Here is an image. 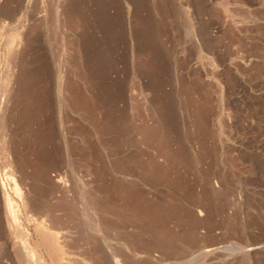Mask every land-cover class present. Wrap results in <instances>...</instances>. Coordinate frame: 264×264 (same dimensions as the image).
<instances>
[{
    "label": "rangeland",
    "instance_id": "rangeland-1",
    "mask_svg": "<svg viewBox=\"0 0 264 264\" xmlns=\"http://www.w3.org/2000/svg\"><path fill=\"white\" fill-rule=\"evenodd\" d=\"M37 252L264 264V0H0V264Z\"/></svg>",
    "mask_w": 264,
    "mask_h": 264
},
{
    "label": "bare ground",
    "instance_id": "bare-ground-1",
    "mask_svg": "<svg viewBox=\"0 0 264 264\" xmlns=\"http://www.w3.org/2000/svg\"><path fill=\"white\" fill-rule=\"evenodd\" d=\"M11 180H12V179H11ZM13 182H14V180H13ZM14 189H15V188H14ZM6 197H7V196H6ZM7 207H8V211H9V217L12 218L11 221L13 220L12 222H13V223H16L17 220H18V215H19V213H18V210H15V208H14V206H13V201L11 202V200H8V199H7ZM35 220H36V219H35ZM33 223H34V222H33ZM38 223H39V222H38ZM38 223H37V224H38ZM16 224H17V223H16ZM16 224H15V225H16ZM39 224H40V223H39ZM39 224H38V225H39ZM41 224H42V223H41ZM37 228H38V227H37ZM40 228H41V227H40ZM38 230H39V228H38ZM40 231H42V230H40ZM42 232H44V227H43V231H42ZM38 233H39V232H38ZM46 233H47V232H46ZM48 233H49V232H48ZM48 233H47V234H48ZM27 234H28V233H27ZM39 235H43V233H39ZM45 235H46V234L44 233V236H45ZM26 237H27V242L31 244L30 237H28V236H26ZM26 237H25V238H26ZM47 237L49 238L50 235L47 236ZM47 237H46V238H47ZM51 237H52V236H51ZM44 240H46V239H44ZM49 240H50V239H49ZM27 242H26V243H27ZM41 242H42V241H41ZM34 243H35V241H34ZM51 243L53 244V240H51ZM24 244H25V243H24ZM42 244H44V243H42ZM55 244H56V243H55ZM27 245H28V244H27ZM34 245H36L37 248L40 247V244H38V243H35ZM44 245H45V244H44ZM56 245H57V244H56ZM29 247H30V246H29ZM29 247H28V248H29ZM48 247H49V246H48ZM51 247H53V245H52ZM54 247H55V246H54ZM56 247H57V246H56ZM56 247H55L54 251H56V253H57V252H58L57 249H58L59 247H58V248H56ZM30 248H31V247H30ZM30 248H29V250H28V254L31 253ZM42 248H43V247H42ZM59 249H60V248H59ZM32 250H33V249H32ZM29 251H30V253H29ZM58 253H60V252H58ZM35 254H36V252L33 251V253H31V256H30V257H32V259H34L35 256H36ZM39 255H40V254H39ZM56 255H57V254H56ZM37 256H38V252H37ZM59 256H60V255H59ZM38 257H39V256H38ZM35 261H36V262L38 261V262H37L38 264H42V262H43V258L39 257L38 260L35 259ZM37 263H36V264H37Z\"/></svg>",
    "mask_w": 264,
    "mask_h": 264
}]
</instances>
